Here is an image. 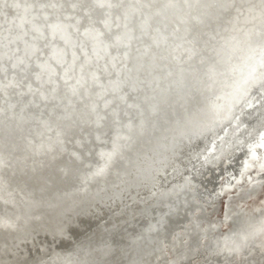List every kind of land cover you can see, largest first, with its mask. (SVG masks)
<instances>
[{"label":"bare ground","instance_id":"bare-ground-1","mask_svg":"<svg viewBox=\"0 0 264 264\" xmlns=\"http://www.w3.org/2000/svg\"><path fill=\"white\" fill-rule=\"evenodd\" d=\"M185 1L7 0L20 8L19 20L31 4L29 17H38L24 25L31 33L26 32L23 48L41 33L32 32L37 21L57 35L59 46L88 39L94 57L113 59L109 49L119 43L131 64L146 54V39L157 44L174 40L152 30L159 24L171 27L178 17L186 35L197 33L196 42L206 41L215 55L194 68L178 64L171 69L175 94L196 84L189 81L197 70L192 79L208 85L195 92L194 111L206 117L211 113L205 108L212 105L218 117L197 135L186 127L142 134L132 113L125 120H134L130 126L113 125L111 115L101 123L98 110L64 85L34 95L35 112L11 115L15 121L32 113L28 122L14 123L7 131L0 123V260L37 264L39 247H44L47 254L67 255L61 264H264V242L257 244L250 231L254 212L264 210V0H187L181 11H174L171 4ZM135 2V9L129 7ZM151 6L162 13L151 16ZM112 29V36H106ZM247 37L253 39L249 44ZM228 87L233 92L226 96ZM48 93H54L53 100L42 104L40 96ZM179 111L185 119V110ZM158 165L164 168L156 174ZM254 166L256 179L248 173ZM245 175L247 192L234 195L235 188L242 191ZM153 177V183L137 185L138 179ZM135 191L143 198L126 207L124 199ZM226 191L224 217L212 218ZM92 210L89 224L88 216L87 223L82 217ZM224 222L237 225L239 235L220 251Z\"/></svg>","mask_w":264,"mask_h":264},{"label":"rangeland","instance_id":"rangeland-1","mask_svg":"<svg viewBox=\"0 0 264 264\" xmlns=\"http://www.w3.org/2000/svg\"><path fill=\"white\" fill-rule=\"evenodd\" d=\"M139 1L141 0H136V2ZM136 2L129 7L135 9ZM187 3L188 1L186 0L185 2L179 3L180 5L176 3L178 6L175 4L171 5L174 11L177 10L178 13L181 11V6ZM30 7L32 8V4ZM18 8L19 7L16 5L11 6L10 2L8 3L7 0H0V77L5 73L7 75L5 78L6 83H0V123L5 131L9 130L10 126L14 123L18 127H21L31 119L27 118L35 112V108L38 106L36 102L33 104L31 101L34 95L42 94L46 88H49L50 91H54L60 85H64L66 90L74 97H79L88 101L92 108L98 110L101 123L105 122L111 115L113 125L117 127L130 126L134 120L130 124H125V120L132 113L139 120V122L138 120L136 121L141 128L142 134H145V132H147V134H156L157 132L169 134L174 129L181 132L186 127L189 133L197 135L206 129L209 124L208 122L212 123L214 117H218V115L214 113L215 111L212 110V105L209 106L210 110L207 109V107L205 108V112L211 113L208 114L211 117L208 115L206 117L201 115L200 112H197L200 109H197V111L195 109L194 111L195 92H197L198 89H202V86L208 85L205 81H200L197 78L195 80L192 79V76L196 77L198 75L197 70H194L193 74L190 75L191 80L189 81L190 84H192L193 81L196 82V84L192 85V88L189 87L191 89L183 94H175L176 89L174 86L177 85V79L175 72H169L171 69H174L178 64H184L194 68L196 67L194 64H205L204 61L206 58L215 55L214 47H211L206 41H201L200 43L199 40L198 43L196 42L197 33H191L189 36L186 35L183 28L184 26L181 27L177 25V13H173L175 14L173 18L176 19L171 27L159 24L154 27L155 32L152 30L153 35H162V37L166 35L168 38L174 37L175 39L173 38L174 40L165 44H157L146 39L144 46L146 54H141L140 60L136 59L137 61L131 64L132 61L129 57L127 55L125 57L126 49L124 50L119 43H115V45H112V48L109 49L113 59L108 55L110 59L108 60L103 54H98L99 56L94 57V53L89 52L88 42L90 41L88 39H83L79 42V45L77 43L59 46L58 41H56L57 35L53 36L48 30L45 32L44 23L37 21L33 27L35 29L32 32L36 33L37 31L41 33L34 36V40L31 39L29 48H23L26 34L28 32L31 33V30H25L26 28L24 25L28 22L31 23L32 18L37 20L38 17L37 15L31 16L32 18L29 17V15H31L29 13H32L31 11L33 10L28 7L25 10V15L19 20ZM151 8V16L162 13L158 8L156 9L155 6H151ZM130 11L129 8V12ZM145 11H147V9ZM199 13L198 10L196 15ZM16 19H18L19 22H16ZM136 28L134 24V30H136ZM112 31L113 29L107 33L106 36H112ZM159 38H161V36ZM117 39L119 40V38ZM247 40L248 44L253 41V39H249L248 37ZM171 42V46L165 47ZM201 44L207 45V53L200 55V49L205 46L201 47ZM154 45L159 46L155 47ZM51 46H54L53 49L46 52L47 48ZM240 54L242 56V53ZM114 57H116V59H114ZM145 59H149L150 63L143 64L145 62L142 61ZM208 66L209 65H207V67ZM31 69H34V72ZM97 71L100 72L98 73ZM158 82L160 84H158ZM179 84L181 88L185 87L183 81ZM198 84H201V88H198ZM82 91H84V94ZM188 91H190V93ZM224 92L226 96H229L233 91L228 87ZM158 93H162V95H158ZM225 94L223 95L224 97ZM53 98L54 93L40 96L42 104L53 100ZM222 102L223 101L220 100L216 107L219 108ZM200 103H202V100H200ZM200 103L196 106L200 105ZM7 108L10 111L8 115H6ZM179 109L185 110V119L183 118L184 116L179 113ZM26 110L34 111H32L31 114L27 113V115L23 117L18 116L15 121V117H11L15 111L24 113ZM198 117L200 118L198 121L199 123L193 125L192 121L199 119ZM163 168L164 166L158 165L155 171L156 174H159ZM258 171V168L254 166V168L248 170V173L252 178L256 179ZM244 177L245 181L239 183V186H243L242 191L235 188L231 193L237 195L238 193L245 194L247 192L246 190L249 188L248 179L246 175ZM156 179V177H153V179H138L137 185L143 187L153 183ZM135 187L137 189V186ZM228 195L229 193L226 191L221 196L218 212H215L212 218L216 216L218 218L224 217ZM141 197L142 195L137 191L131 193L130 197L124 199L128 202L126 207H130L133 202H136L137 199ZM238 200L239 199L236 198L237 203L239 202ZM74 210L75 209H73V211ZM254 214L257 219L256 222L252 224L250 231L254 241H256L257 244H261L264 242V210L261 214L257 212H254ZM78 215L82 214L79 213ZM86 216H88L86 219H88L89 222L85 221ZM83 217L82 219L86 223H92L94 221L92 220L94 218V210L91 211L90 216L84 213ZM219 225H222V227L225 225V229L221 231L222 242L220 244L217 242L216 248L223 251L226 250L229 245L235 243L239 235V228L235 224L226 222H224V225L223 223ZM70 229L73 231L75 228L70 227ZM215 233L219 235V232ZM29 250H33V245L29 246ZM38 251L40 257L37 264H61L63 258L67 256L64 255V257H62L57 253L47 254V248L44 247H39ZM11 262L12 261L7 259L0 260V264H11Z\"/></svg>","mask_w":264,"mask_h":264}]
</instances>
